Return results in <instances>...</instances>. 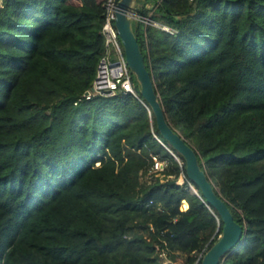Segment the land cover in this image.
<instances>
[{
    "label": "trees",
    "instance_id": "trees-1",
    "mask_svg": "<svg viewBox=\"0 0 264 264\" xmlns=\"http://www.w3.org/2000/svg\"><path fill=\"white\" fill-rule=\"evenodd\" d=\"M106 1L2 0L0 264H195L222 234L134 75L139 99L75 105L104 54ZM157 1L177 34L133 27L166 119L246 231L222 264H264V0L138 5ZM154 157L174 179L148 182Z\"/></svg>",
    "mask_w": 264,
    "mask_h": 264
},
{
    "label": "water",
    "instance_id": "water-1",
    "mask_svg": "<svg viewBox=\"0 0 264 264\" xmlns=\"http://www.w3.org/2000/svg\"><path fill=\"white\" fill-rule=\"evenodd\" d=\"M138 1L121 0L118 4L116 28L125 50L126 60L140 86L141 96L155 115L161 136L183 157L189 180L199 188L205 202L217 211L223 221L222 234L206 252L201 262V264H222L224 259L235 251L239 243L244 241L246 231L235 221L226 201L217 192L206 171L201 168L196 151L168 124L165 109L156 92L152 74L146 66L145 57L134 32V20L131 13ZM194 193L201 197L196 189Z\"/></svg>",
    "mask_w": 264,
    "mask_h": 264
},
{
    "label": "built area",
    "instance_id": "built-area-1",
    "mask_svg": "<svg viewBox=\"0 0 264 264\" xmlns=\"http://www.w3.org/2000/svg\"><path fill=\"white\" fill-rule=\"evenodd\" d=\"M120 1L121 0H107L103 5V8L105 10V19L101 34L104 37L105 41L104 54L100 60L97 76L92 87L84 93V95L78 100V102L75 103V105H78L83 101H91L97 97L113 98L119 95H132L135 98L139 99L138 92L134 85L133 73L131 72L127 63L125 50L116 28L118 4ZM160 3L161 1L145 2L141 6H139L137 3L135 8L133 9V12L131 13V17L133 18L134 22L143 23L145 29H147L148 27H155L171 35H176L177 31H175L168 25L153 19L156 7ZM140 7L145 8L149 11L148 17H144L139 14ZM153 159L154 165L147 178L149 183H152L156 179H160L161 183H164L170 179H174L173 176L165 179V175L163 173L168 167L166 161H160L156 157H154ZM176 159L179 162V158L176 157ZM178 182L181 185H185V177L182 176ZM189 189L193 192L195 190V188L191 184H189ZM150 206L156 207L153 201L150 202ZM157 210L159 212L164 211L161 206H158ZM158 253L160 259L164 262V264H171V261L168 259V256L165 252L158 251ZM205 254V251L199 254V257L195 264H201Z\"/></svg>",
    "mask_w": 264,
    "mask_h": 264
},
{
    "label": "rangeland",
    "instance_id": "rangeland-1",
    "mask_svg": "<svg viewBox=\"0 0 264 264\" xmlns=\"http://www.w3.org/2000/svg\"><path fill=\"white\" fill-rule=\"evenodd\" d=\"M137 24H138V23H136V25H137ZM142 28H143V30H144V28H145V26H144L143 23H141L140 28H139L140 33L142 32ZM179 162L182 163V162L180 161V159H179ZM184 204H185V203L183 202V204H182V209H183V210H185V209H184Z\"/></svg>",
    "mask_w": 264,
    "mask_h": 264
},
{
    "label": "crops",
    "instance_id": "crops-1",
    "mask_svg": "<svg viewBox=\"0 0 264 264\" xmlns=\"http://www.w3.org/2000/svg\"><path fill=\"white\" fill-rule=\"evenodd\" d=\"M0 3H1V6H0V8H1L3 6L2 0H0Z\"/></svg>",
    "mask_w": 264,
    "mask_h": 264
}]
</instances>
